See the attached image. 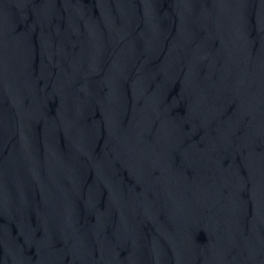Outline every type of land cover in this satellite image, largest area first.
<instances>
[{
	"label": "water",
	"instance_id": "95a60500",
	"mask_svg": "<svg viewBox=\"0 0 264 264\" xmlns=\"http://www.w3.org/2000/svg\"><path fill=\"white\" fill-rule=\"evenodd\" d=\"M0 264H264V0H0Z\"/></svg>",
	"mask_w": 264,
	"mask_h": 264
}]
</instances>
